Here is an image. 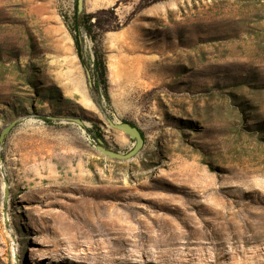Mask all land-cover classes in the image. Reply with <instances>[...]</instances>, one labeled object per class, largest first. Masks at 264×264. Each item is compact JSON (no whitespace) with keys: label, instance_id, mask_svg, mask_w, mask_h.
<instances>
[{"label":"rangeland","instance_id":"1","mask_svg":"<svg viewBox=\"0 0 264 264\" xmlns=\"http://www.w3.org/2000/svg\"><path fill=\"white\" fill-rule=\"evenodd\" d=\"M75 5L0 0V264H264V0Z\"/></svg>","mask_w":264,"mask_h":264},{"label":"water","instance_id":"2","mask_svg":"<svg viewBox=\"0 0 264 264\" xmlns=\"http://www.w3.org/2000/svg\"><path fill=\"white\" fill-rule=\"evenodd\" d=\"M83 5H84V0H78L79 12L82 11ZM73 121L76 122L80 126L84 125V123L80 120H73ZM14 125L15 123H11L5 129H3L0 135V144L3 143V140L8 135V133L11 131V129L14 127ZM108 126L111 130L125 133L130 139L135 141V145L133 149L127 154H121V153L106 149L105 147L102 146L103 144L102 141L99 140L100 146L97 147L98 152L110 160L119 161V162L129 161L135 158L144 146V137L142 136L141 130L135 126H132L129 123L115 122L112 120H108Z\"/></svg>","mask_w":264,"mask_h":264},{"label":"trees","instance_id":"3","mask_svg":"<svg viewBox=\"0 0 264 264\" xmlns=\"http://www.w3.org/2000/svg\"><path fill=\"white\" fill-rule=\"evenodd\" d=\"M91 15H86L84 12H79L78 10V0H76L75 10L73 14V19L69 29L73 36L74 46L76 49V53L78 58L80 59L83 65H87L85 62L84 49H83V40H82V32L84 31L89 36L92 34V29L95 25L91 24L92 20ZM94 76L97 79V83L100 86L101 83L106 84V69L103 64V61L98 56L95 57L94 60ZM98 85L95 86L98 89ZM132 125V124H131ZM133 126V125H132ZM143 136V133H142ZM144 137V136H143Z\"/></svg>","mask_w":264,"mask_h":264},{"label":"bare ground","instance_id":"4","mask_svg":"<svg viewBox=\"0 0 264 264\" xmlns=\"http://www.w3.org/2000/svg\"><path fill=\"white\" fill-rule=\"evenodd\" d=\"M176 4L175 3H170V4H167V5H162V6H159L157 8L154 9V12H160V11H163V10H166V9H173V8H176Z\"/></svg>","mask_w":264,"mask_h":264}]
</instances>
